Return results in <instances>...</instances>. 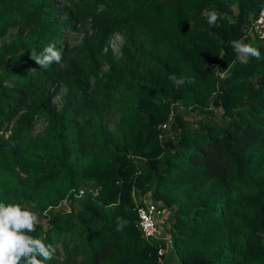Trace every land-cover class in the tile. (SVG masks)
Returning <instances> with one entry per match:
<instances>
[{
	"label": "trees",
	"instance_id": "16d2710c",
	"mask_svg": "<svg viewBox=\"0 0 264 264\" xmlns=\"http://www.w3.org/2000/svg\"><path fill=\"white\" fill-rule=\"evenodd\" d=\"M263 3L0 0V202L37 213L46 264H264ZM53 44L60 63L35 64ZM146 199L164 238L137 228Z\"/></svg>",
	"mask_w": 264,
	"mask_h": 264
},
{
	"label": "clouds",
	"instance_id": "9594fccd",
	"mask_svg": "<svg viewBox=\"0 0 264 264\" xmlns=\"http://www.w3.org/2000/svg\"><path fill=\"white\" fill-rule=\"evenodd\" d=\"M207 22L214 26L219 19L215 11L206 13ZM232 48L241 63L249 57L260 59L258 48L240 40L232 41ZM31 58L38 66L47 69L53 63H60L62 50L56 46H47L41 54L31 53ZM83 196V192L80 194ZM40 222L34 211L21 207L20 204L0 202V264H46L53 260L55 249L46 245L42 239L34 238L29 233L36 230ZM122 225H118L119 228Z\"/></svg>",
	"mask_w": 264,
	"mask_h": 264
},
{
	"label": "built area",
	"instance_id": "2783aa9c",
	"mask_svg": "<svg viewBox=\"0 0 264 264\" xmlns=\"http://www.w3.org/2000/svg\"><path fill=\"white\" fill-rule=\"evenodd\" d=\"M248 33L260 39L264 38V3L260 6L256 17L251 22ZM81 192V190H78L75 196H80ZM144 202L143 206H136L135 208L137 228L145 239L159 238L158 219L160 217L163 218L164 212L158 211L156 206L150 201L146 200ZM161 254L162 251L158 249L157 255L160 257Z\"/></svg>",
	"mask_w": 264,
	"mask_h": 264
},
{
	"label": "rangeland",
	"instance_id": "374dc122",
	"mask_svg": "<svg viewBox=\"0 0 264 264\" xmlns=\"http://www.w3.org/2000/svg\"><path fill=\"white\" fill-rule=\"evenodd\" d=\"M59 5L62 4L64 2V0H55ZM63 17V16H62ZM81 33H76V32H73L67 28H64L61 30V38L66 42L68 43V45H74V44H77L81 38ZM8 35H5L3 36L2 38H0V44L2 43V41L4 42L7 38ZM110 47L111 49L113 50L114 53H118L119 51V48L121 46V43H122V36L119 34V33H115L113 34V36L111 37L110 39ZM61 98V95H56L53 97L50 105L56 109L57 107H59L60 103H59V100ZM190 113V117L191 118H196V113L194 111H189ZM40 126L37 125L35 127V130H37ZM148 200V199H146ZM75 206H77L76 202L74 203ZM68 203L66 201H62L60 206H58L59 209H68ZM166 214V213H165ZM159 218V217H158ZM157 218V219H158ZM164 222H165V218H159L158 219V234L161 236V237H166V232L164 231L163 229V225H164ZM160 250L162 251H165V249H162L160 248ZM161 256V255H160ZM159 257V256H158ZM173 263L172 264H176V259L173 258Z\"/></svg>",
	"mask_w": 264,
	"mask_h": 264
}]
</instances>
